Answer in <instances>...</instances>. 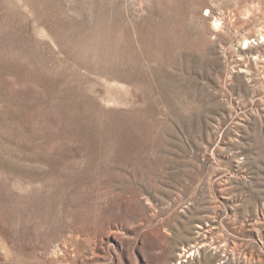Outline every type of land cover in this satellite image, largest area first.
<instances>
[{"label":"rangeland","instance_id":"1","mask_svg":"<svg viewBox=\"0 0 264 264\" xmlns=\"http://www.w3.org/2000/svg\"><path fill=\"white\" fill-rule=\"evenodd\" d=\"M0 264H264V0H0Z\"/></svg>","mask_w":264,"mask_h":264}]
</instances>
